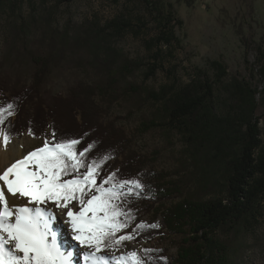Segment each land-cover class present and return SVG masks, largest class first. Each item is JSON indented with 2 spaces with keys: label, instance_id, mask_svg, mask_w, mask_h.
I'll list each match as a JSON object with an SVG mask.
<instances>
[{
  "label": "trees",
  "instance_id": "1",
  "mask_svg": "<svg viewBox=\"0 0 264 264\" xmlns=\"http://www.w3.org/2000/svg\"><path fill=\"white\" fill-rule=\"evenodd\" d=\"M9 1L0 0V7L6 3L10 6L12 2ZM43 1L37 5L44 12ZM143 1L156 12L158 0ZM53 10L39 15L46 16L40 40L45 45L43 51L27 48L23 41L26 26L21 17L17 16L8 25L14 36L12 43L21 44L20 51L15 48L17 53L30 60L35 72L32 82L20 89L11 90L9 81L0 78V108L8 109L12 105V114L9 116L5 111V123L0 127L11 137L26 131L32 136L42 135L49 141H53L52 133L55 132V142L61 138H76L81 141L78 150L88 144L94 145L86 162L107 157L99 172L98 184L113 173L117 181H141L137 156L129 154L124 145L128 138L121 129L100 120L96 103L98 97L109 94L114 81L121 82L139 68V62L129 60L113 46L114 38L129 26V19L117 15L103 24L90 20L75 26V30L67 28L60 32L52 27ZM156 15L157 24L163 28L157 41L168 45L178 43L175 27L181 21L172 23L170 16L162 14L157 18ZM66 45L73 50L87 48L94 55V71L104 80L93 83L80 80L69 87L65 96L51 94L50 101L41 96L37 98L52 68L65 56ZM254 50L255 68L250 69V78H256L261 88L243 77L229 76L223 63L211 60L212 76L198 70L185 84L172 83L158 90L145 91L144 101L152 99L158 103L159 119L167 121L183 138L184 152L190 160L188 166L191 165L193 171L167 181V185L160 183L164 178H155L152 183V178H148V190L144 186L117 201L132 214L128 227L122 229L117 238L127 234L129 228L138 241L150 242L166 233L179 237L173 260L163 249L143 246L144 250H152L144 251L141 258L144 264H236L241 259V238L259 224V217L264 214V148L256 111L259 107L257 95L264 99V42L256 44ZM177 196L180 197L178 202L170 206L163 204ZM145 208L160 213L162 227H149L157 224L141 220L140 212ZM141 223L144 227L138 229ZM125 242L101 250L124 247ZM108 262L116 264L112 259Z\"/></svg>",
  "mask_w": 264,
  "mask_h": 264
},
{
  "label": "rangeland",
  "instance_id": "2",
  "mask_svg": "<svg viewBox=\"0 0 264 264\" xmlns=\"http://www.w3.org/2000/svg\"><path fill=\"white\" fill-rule=\"evenodd\" d=\"M14 1H9L12 2L11 7L9 3L0 7V78L9 81L11 90L31 83L35 72L30 60L17 53L16 49H22L21 44L12 43L14 36L8 25L16 18L23 20L26 26L23 41L34 52L45 48L40 40L46 16L39 15L46 14L51 8L54 9L52 27L60 32L67 28L75 30V26L90 20L103 24L117 15H125L129 19V26L114 38L113 46L129 60L139 62V68L127 74L128 77L121 82L114 81L109 85V94L104 98L98 97L96 103L100 120L121 129L128 138L124 145L129 154L132 152L137 156L136 165L142 176L140 182L146 190L150 186L148 178H152L150 183L155 178H164L160 183L166 184L193 171V167L188 166L190 160L184 152L183 138L167 121L159 119L158 103L152 99L144 101L146 90H158L172 83L185 84L198 70L212 76L211 60L223 63L229 76L243 77L253 86L261 88L256 78H250V69L255 68V45L264 42V0H158L154 12L157 18L163 14L170 16L172 23L181 21L175 27V35L180 41L169 45L157 41L163 28L157 24L154 13L143 0H44V12L37 5L40 0H18L15 5ZM33 6L36 9L34 12ZM64 54L62 61L41 83L37 98L41 96L50 101L51 94L65 96L69 87L80 80L88 83L104 80L99 72L94 71V55L87 48L73 50L66 45ZM257 100L259 107L256 114L259 116L261 146L264 148V99L257 95ZM45 140L42 135L32 136L25 131L17 137L10 136L9 141L15 145L21 143L23 153L42 147ZM179 199L178 196L173 197L163 204L170 206ZM262 203L264 205V200ZM30 204L25 205H33ZM47 204L54 205L52 202ZM75 208L79 211L77 204ZM262 209L264 213V207ZM140 215L146 224L152 221L159 228L163 225L162 216L154 209L149 211L145 208ZM259 220V224L246 231L241 238V259L236 264H264V214ZM72 233L74 231L68 230V234L75 238ZM126 233L135 238L126 241L124 247L104 249L98 255L108 261L112 259L116 264V257L132 251L143 258V246L163 249L171 260L176 255L177 236L166 233L146 242L138 241L130 228ZM85 250L93 251L79 243L76 256L79 264H85Z\"/></svg>",
  "mask_w": 264,
  "mask_h": 264
},
{
  "label": "snow or ice",
  "instance_id": "3",
  "mask_svg": "<svg viewBox=\"0 0 264 264\" xmlns=\"http://www.w3.org/2000/svg\"><path fill=\"white\" fill-rule=\"evenodd\" d=\"M11 108L12 105L0 108V126L5 123V111L12 114ZM52 136L53 141L46 139L42 147L28 152L0 173V264H72L73 253L61 248L52 230L51 213L40 206L47 202L67 212L75 239L93 249L84 254L85 264H109L98 255L101 248L135 238L129 234L117 238L132 219L131 212L117 201L144 186L136 179L117 181L115 173L98 184L107 157L86 162L94 145L78 150L79 139L61 138L55 142V132ZM0 137L7 146L10 135L2 127ZM9 196L26 198L35 206L10 207ZM76 204L79 211L72 210ZM143 227V223L137 225L138 229ZM115 259L117 264H144L136 251Z\"/></svg>",
  "mask_w": 264,
  "mask_h": 264
},
{
  "label": "bare ground",
  "instance_id": "4",
  "mask_svg": "<svg viewBox=\"0 0 264 264\" xmlns=\"http://www.w3.org/2000/svg\"><path fill=\"white\" fill-rule=\"evenodd\" d=\"M20 144L21 143L18 142V145H15L14 143H11L9 141L7 146H5L3 143V139L1 137L0 139V173L6 170L7 167L11 166V164L14 163L17 159H21L28 152L34 151V150H29L27 152L23 151L22 153V146ZM8 198H9L10 207L23 206L29 203V201L26 198L24 199H21L19 197L13 198L11 196H9ZM40 206L43 207L46 211L51 213L50 219H51L52 230L56 232L57 234L58 244L65 251H71L73 253L72 264H79L76 256H77V246L80 242L68 234V230L73 231V229L71 226L70 219L67 216V212L65 210H62L61 208L56 207L55 205H50L47 203L42 204ZM72 210L77 211L75 207ZM72 234L76 235L75 232ZM85 252L87 251L85 250Z\"/></svg>",
  "mask_w": 264,
  "mask_h": 264
}]
</instances>
